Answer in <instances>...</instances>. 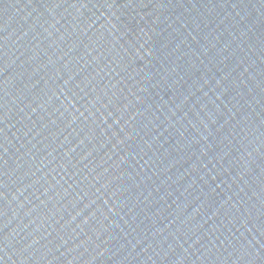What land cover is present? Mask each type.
I'll list each match as a JSON object with an SVG mask.
<instances>
[{
    "label": "water",
    "instance_id": "95a60500",
    "mask_svg": "<svg viewBox=\"0 0 264 264\" xmlns=\"http://www.w3.org/2000/svg\"><path fill=\"white\" fill-rule=\"evenodd\" d=\"M0 264H264V0H0Z\"/></svg>",
    "mask_w": 264,
    "mask_h": 264
}]
</instances>
